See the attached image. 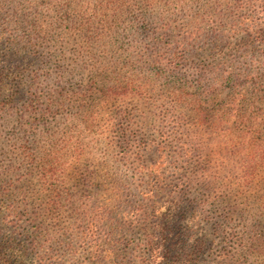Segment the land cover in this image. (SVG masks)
I'll return each mask as SVG.
<instances>
[{
	"label": "rangeland",
	"instance_id": "1",
	"mask_svg": "<svg viewBox=\"0 0 264 264\" xmlns=\"http://www.w3.org/2000/svg\"><path fill=\"white\" fill-rule=\"evenodd\" d=\"M244 1L0 0V261L154 264L162 242L166 264H264V8ZM220 25L223 53L182 45ZM222 61L255 67L244 107L218 106Z\"/></svg>",
	"mask_w": 264,
	"mask_h": 264
},
{
	"label": "trees",
	"instance_id": "2",
	"mask_svg": "<svg viewBox=\"0 0 264 264\" xmlns=\"http://www.w3.org/2000/svg\"><path fill=\"white\" fill-rule=\"evenodd\" d=\"M255 0H245L244 2H241V7L242 5H252L253 2ZM256 3L259 4V7L264 8V0H257ZM264 10V9H263ZM262 24L257 25L259 28L264 26V20L261 21ZM169 28V27H166ZM198 31H194L191 33L190 37H185L183 39V43L182 45L185 46V49H187L189 47V45L192 47V44L195 42L199 43V39H203V42L209 41L210 44L208 45V49L207 50V54L210 53H223V49L224 46H222V43L224 41H228L229 40V36L227 35H236L237 31L233 30V29H227L224 26L222 27V25L217 26L213 29H211V31L209 32V34L205 35L202 31H200L201 29H197ZM259 39H261L262 41H260L262 44H264V28H261L259 31ZM227 33V34H226ZM249 34V33H248ZM251 37L253 35H248V37ZM204 37V38H203ZM205 40V41H204ZM206 45V44H204ZM221 47H223L222 49H220ZM236 51H238L236 49ZM249 63L246 62H240V61H236L235 62H228V61H222L220 62L214 69H212V71L215 72V75L219 78V81H222L221 86H222V91L228 90L229 89V93L228 95H225V97L221 100V102L218 104L219 107H244L245 106V99H246V92L247 87L246 84H248L247 82H243L244 80L241 79L240 74H238L236 72V70H240L242 71L243 68H245L246 66H248V69L246 68L242 73L245 74L246 76H244V78H248L251 75V72L253 71L251 65L249 68ZM262 69L264 70V63L261 64V66H258V69ZM259 69V70H260ZM243 78V77H242ZM108 89H111L112 92H117L118 88L117 85H113L112 87H108ZM225 127H221L220 130H223L222 132L224 133H231L232 130L231 129H226V131L224 130ZM224 135V134H223ZM249 174V173H248ZM244 180H247L248 182H250L251 180V175H244L243 176ZM162 242H160L158 244V247H152L153 245H151V250H153L152 252V259L154 261V264H166L167 262V256H166V249L167 246L166 245H161ZM160 246V247H159ZM262 245L260 243V238L258 239H253L252 240V244H251V248L253 252L259 251L262 248ZM251 253V252H250ZM20 261H0V264H20ZM22 263V262H21Z\"/></svg>",
	"mask_w": 264,
	"mask_h": 264
}]
</instances>
